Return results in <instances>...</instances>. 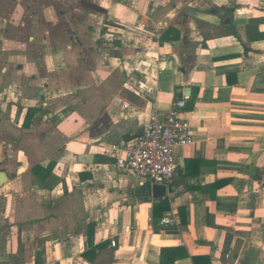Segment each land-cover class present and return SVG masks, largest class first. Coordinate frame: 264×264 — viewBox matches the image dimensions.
<instances>
[{
	"label": "crops",
	"instance_id": "1",
	"mask_svg": "<svg viewBox=\"0 0 264 264\" xmlns=\"http://www.w3.org/2000/svg\"><path fill=\"white\" fill-rule=\"evenodd\" d=\"M81 18L48 39L18 33L23 51L5 54L0 0V264H159L164 247L184 255L174 264H264V40L245 52L243 32L264 0H88ZM192 95L191 142L154 219L110 147Z\"/></svg>",
	"mask_w": 264,
	"mask_h": 264
},
{
	"label": "built area",
	"instance_id": "2",
	"mask_svg": "<svg viewBox=\"0 0 264 264\" xmlns=\"http://www.w3.org/2000/svg\"><path fill=\"white\" fill-rule=\"evenodd\" d=\"M184 106L183 100H177L168 114L154 113L143 124L141 135L127 142L121 153L116 146H111L116 170L143 184L168 186L176 170L174 148L191 142L189 123L181 114ZM172 223L170 217L161 220L164 226ZM111 246H115L113 241Z\"/></svg>",
	"mask_w": 264,
	"mask_h": 264
},
{
	"label": "rangeland",
	"instance_id": "3",
	"mask_svg": "<svg viewBox=\"0 0 264 264\" xmlns=\"http://www.w3.org/2000/svg\"><path fill=\"white\" fill-rule=\"evenodd\" d=\"M15 1L16 3L18 2V6L21 8L23 6V12H17L14 7H10L11 5L16 7ZM87 4L88 0H4V20L6 19L9 22L12 18L11 22H13H6V27H4V36H7L4 39L5 54L23 51L21 48L16 47L15 44L17 41L16 34L18 33V36L28 43L36 35L44 36L45 39H48L51 35V30L48 26L51 23H55L56 26L62 28V31L63 28L69 25L72 27L78 26L74 28V31H80L79 25L84 21L81 18L82 9ZM16 15H19V21L21 20V25L19 24L18 26V33L14 32L15 29H12L16 25ZM59 28L57 31H59ZM4 65H6L5 62ZM10 127L16 128L15 124ZM2 141H4L5 145L12 144L13 138L4 134ZM6 161L7 158L4 157V162Z\"/></svg>",
	"mask_w": 264,
	"mask_h": 264
},
{
	"label": "trees",
	"instance_id": "4",
	"mask_svg": "<svg viewBox=\"0 0 264 264\" xmlns=\"http://www.w3.org/2000/svg\"><path fill=\"white\" fill-rule=\"evenodd\" d=\"M261 23H264V19H252L250 20L247 25L243 28V32L244 35L246 37V43L244 44V51L247 52L248 51V44L254 41H260V40H264V34L260 33L258 31V27ZM229 31L232 33L231 35H235L237 36L238 34L236 33V29L229 27ZM185 106L183 108V111H191L194 107L195 104V95H192L188 101H184ZM35 113V109L33 108H28L25 111L24 114V119H23V123H22V128L24 129H28L30 128V121L33 117ZM51 170V165L48 166V171ZM43 169L38 167L36 168V170L34 171V174L38 177V179L40 181H43V179L40 177L39 172H42ZM168 202L167 199H163L160 201L159 204L154 205L153 206V218L155 219V213L159 212V213H163L165 211H167L168 207ZM154 225V230L156 231V224L155 222H153ZM88 235H87V242H88V246L92 245V237H93V226H89L88 228ZM101 248L100 245L96 246L94 249H99ZM42 252H38L35 255V261L34 264H42ZM184 255L182 253H180V250L176 249V248H161L160 250V256H159V264H174L175 261L180 258L183 257Z\"/></svg>",
	"mask_w": 264,
	"mask_h": 264
},
{
	"label": "water",
	"instance_id": "5",
	"mask_svg": "<svg viewBox=\"0 0 264 264\" xmlns=\"http://www.w3.org/2000/svg\"><path fill=\"white\" fill-rule=\"evenodd\" d=\"M23 171V168L19 169V173ZM8 180L6 174L4 172H0V185L2 183H6ZM142 192L147 196L151 197L156 204L160 202V200H163L168 191L172 190V188H168L165 185H156V184H145L142 186Z\"/></svg>",
	"mask_w": 264,
	"mask_h": 264
}]
</instances>
